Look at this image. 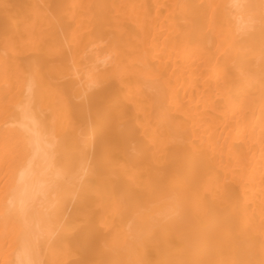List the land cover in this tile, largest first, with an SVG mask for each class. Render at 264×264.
<instances>
[{"label":"bare ground","instance_id":"6f19581e","mask_svg":"<svg viewBox=\"0 0 264 264\" xmlns=\"http://www.w3.org/2000/svg\"><path fill=\"white\" fill-rule=\"evenodd\" d=\"M0 264H264V0H0Z\"/></svg>","mask_w":264,"mask_h":264}]
</instances>
